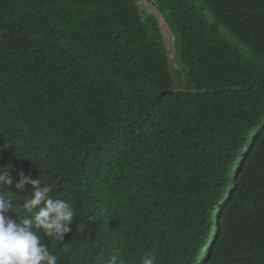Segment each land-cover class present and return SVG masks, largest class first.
Instances as JSON below:
<instances>
[{"label":"trees","instance_id":"1","mask_svg":"<svg viewBox=\"0 0 264 264\" xmlns=\"http://www.w3.org/2000/svg\"><path fill=\"white\" fill-rule=\"evenodd\" d=\"M152 1L171 48L137 0H0L7 215L23 172L76 210L58 264H264V0Z\"/></svg>","mask_w":264,"mask_h":264},{"label":"clouds","instance_id":"2","mask_svg":"<svg viewBox=\"0 0 264 264\" xmlns=\"http://www.w3.org/2000/svg\"><path fill=\"white\" fill-rule=\"evenodd\" d=\"M18 176L15 189L25 191V186L30 185L28 192L31 195L22 204L24 211L19 213V220H13L7 213L10 208L13 210L12 202L16 195L11 191H0V264H58L57 255L43 244L41 234L57 244L62 242L72 230L76 210L67 200L54 197L51 184L23 172ZM13 184L9 169L0 168V190L11 189ZM84 227L78 226L79 229ZM63 249L69 251L68 245ZM96 264H103L102 257H97ZM110 264H123L119 252L112 256ZM140 264H156V257L145 254Z\"/></svg>","mask_w":264,"mask_h":264},{"label":"rangeland","instance_id":"3","mask_svg":"<svg viewBox=\"0 0 264 264\" xmlns=\"http://www.w3.org/2000/svg\"><path fill=\"white\" fill-rule=\"evenodd\" d=\"M137 1L139 4V8L142 12L147 11L149 14H154L160 20V23L162 24L163 27L166 44L168 47L171 48L174 43V37L169 29V26L165 23L158 9L153 5L154 1L152 0H137ZM171 56L174 59V54H172ZM171 63L173 69V76L175 80V88L177 89L182 88L186 82L185 81L186 70L181 66L179 62L175 60H172Z\"/></svg>","mask_w":264,"mask_h":264}]
</instances>
